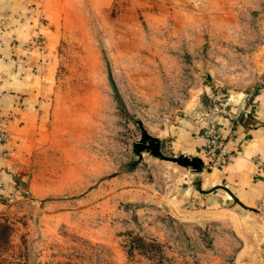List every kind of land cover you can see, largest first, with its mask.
Here are the masks:
<instances>
[{"label":"rangeland","instance_id":"obj_1","mask_svg":"<svg viewBox=\"0 0 264 264\" xmlns=\"http://www.w3.org/2000/svg\"><path fill=\"white\" fill-rule=\"evenodd\" d=\"M49 10L39 18L53 47L49 31L33 33L52 57L48 96L24 191L0 211V264H264L244 209L197 202L202 171L165 157L209 169L187 137L204 138L263 85L264 0H52ZM133 236L156 246L131 248Z\"/></svg>","mask_w":264,"mask_h":264},{"label":"crops","instance_id":"obj_2","mask_svg":"<svg viewBox=\"0 0 264 264\" xmlns=\"http://www.w3.org/2000/svg\"><path fill=\"white\" fill-rule=\"evenodd\" d=\"M51 1L0 0V211L9 192L19 195L24 191L18 182L26 175L41 130L48 96L46 73L52 57L51 53L49 58L43 57L46 43L43 51L37 47L25 51L20 43L44 29L50 32L48 46L53 47L50 37L54 32L41 23L39 14L48 16ZM251 100L255 106L250 114H243L242 104L233 108V115L210 121L222 132L230 152L224 163L205 167L191 190L197 195L194 199L213 212L238 213V206L243 208L244 220L260 229L256 234L264 249V83ZM198 134L188 136L184 145L188 151L204 155V139Z\"/></svg>","mask_w":264,"mask_h":264},{"label":"built area","instance_id":"obj_3","mask_svg":"<svg viewBox=\"0 0 264 264\" xmlns=\"http://www.w3.org/2000/svg\"><path fill=\"white\" fill-rule=\"evenodd\" d=\"M20 46L25 51H29L34 47H37L43 51L45 49V40L41 34H37L21 42ZM254 106L255 100H250L249 105L243 108V114H250L253 111ZM2 134H4V132H2ZM202 136L204 137L203 153L209 161V166H216L224 163L230 150L226 144V140L224 139L222 132L219 130L217 125L214 122H209L204 127ZM16 197H18V193L9 192L4 197V204L12 203Z\"/></svg>","mask_w":264,"mask_h":264},{"label":"water","instance_id":"obj_4","mask_svg":"<svg viewBox=\"0 0 264 264\" xmlns=\"http://www.w3.org/2000/svg\"><path fill=\"white\" fill-rule=\"evenodd\" d=\"M136 144H140V142L136 143ZM144 145L151 148L153 150L154 154L162 155V153L158 149V146L153 145V144H149V143H146ZM165 157H168V159L174 160V161H176L182 165H191L193 167L192 170H194L195 172L203 171L204 168L206 167V165L204 164V162L200 158L190 159V158H186L183 156H165Z\"/></svg>","mask_w":264,"mask_h":264},{"label":"trees","instance_id":"obj_5","mask_svg":"<svg viewBox=\"0 0 264 264\" xmlns=\"http://www.w3.org/2000/svg\"><path fill=\"white\" fill-rule=\"evenodd\" d=\"M240 116V115H239ZM198 184V182L196 183ZM199 187V186H198ZM234 200L237 201V198L233 196ZM133 241L130 247H138L139 249H142L144 253H148V251H151L150 249H153V246H156L154 243L145 242L142 238L133 236Z\"/></svg>","mask_w":264,"mask_h":264}]
</instances>
